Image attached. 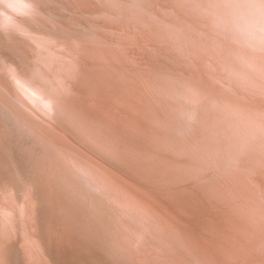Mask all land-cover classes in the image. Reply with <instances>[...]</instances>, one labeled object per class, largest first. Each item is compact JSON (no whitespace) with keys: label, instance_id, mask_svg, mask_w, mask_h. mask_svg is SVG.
<instances>
[{"label":"bare ground","instance_id":"1","mask_svg":"<svg viewBox=\"0 0 264 264\" xmlns=\"http://www.w3.org/2000/svg\"><path fill=\"white\" fill-rule=\"evenodd\" d=\"M186 1L0 0V264H264V0Z\"/></svg>","mask_w":264,"mask_h":264},{"label":"rangeland","instance_id":"2","mask_svg":"<svg viewBox=\"0 0 264 264\" xmlns=\"http://www.w3.org/2000/svg\"><path fill=\"white\" fill-rule=\"evenodd\" d=\"M189 1V0H188ZM188 1H186L188 3ZM185 2V4H186ZM184 4V5H185ZM95 5H98L100 6V2L98 1H95ZM113 7L112 6H109L108 9H113V8H116V10L118 11L120 9L119 5L118 4H114L113 3ZM184 5L181 7V9L179 10L182 11L183 10V7ZM54 12V11H53ZM124 16L128 15V14H124L122 13ZM59 16V15H58ZM62 20H64V22H67L69 23L68 21V15L63 16V13L60 14L59 16ZM115 21L112 22L111 19L109 20H106V24L108 25V27L110 28V31L111 30H117L120 34V39H121V42H131L132 41V47H129L130 49L132 48V51H133V54H135V56L137 55H140V52L136 53L137 52V45L139 46L140 45V38L139 37H136L133 38L132 36L129 37L128 39L122 35V33L118 30L121 25H120V19H119V15L117 14L115 17ZM100 34L99 35H102L104 36V33H103V29L100 28L99 30ZM170 38V37H169ZM129 39H132V40H129ZM168 39V38H167ZM172 40V42H169V44L165 47H161V50H160V53L162 56L164 57H168V56H173L174 54H176L179 50L176 49L175 46H179L181 47V45L183 46V44H181V36H177V37H171L170 38ZM144 40V39H143ZM73 44L76 45L78 44V41L77 39H75L73 41ZM171 49V53L169 52V50ZM180 49V48H179ZM141 53L143 51V48L140 49ZM11 56V54L9 53H6L5 51H3L1 48H0V58H9ZM130 56V54H128V57ZM136 58V57H135ZM57 61V60H56ZM58 62V61H57ZM62 61H60L59 63H61ZM126 62H129L126 61ZM76 65V62L74 61V66ZM157 62H149V61H146L145 59H139V58H136V61L134 63V69H137L141 72L144 73V75L146 76H152V73L155 69V67L157 66ZM130 65H128L129 67ZM7 70H10L8 67H6ZM124 70V68H123ZM126 75H128L130 77V70H124ZM7 75L11 78V80L16 83L14 81L15 79V73H14V67H13V70L10 72V73H7ZM17 75V74H16ZM158 83H160V80L158 81ZM18 91L14 92L13 94L15 96H18ZM11 101L14 102L15 105L19 106L15 100L11 99ZM61 124L65 127L66 125L64 124L63 120L61 121ZM11 128V127H10ZM216 139L217 138H214L212 140H210V146L209 145H206L204 143H206L208 141V139L206 140H203L201 143H200V147L202 146V152H208V154L206 155V168L203 170L204 173L200 174V176L198 177L197 181H199L200 179L202 178H205L206 182L205 183H200L198 185H195L193 184V186L189 189V190H186V185H183L182 186V190H181V194L185 195L186 193H190V198H191V201L192 202H199L200 201V196H203V192L206 188L208 187H216V185L220 182L222 176H223V173L224 171L226 170V167H225V159L222 157L221 153L219 152V150L217 149H213L212 151V147L214 146V144L216 143ZM11 140V143L14 146H17L19 145V147L21 146H24L26 147V145L28 146L29 142L27 141L26 137H20V139L15 136L14 138H10ZM32 142H31V147H32ZM148 150H150L154 155H161L164 153L165 149L162 148L160 150H154L150 147H147ZM201 152V153H202ZM201 157L200 156H196L195 157V160L196 162H198L199 166L201 165ZM127 172V175H132L136 178H139V176H141V172L135 170L133 168V166H129L128 168L125 169ZM128 176V177H129ZM143 177V176H142ZM145 178V177H144ZM196 181V182H197ZM140 183L143 185V188L145 189V192L148 193L149 195H154V192H153V188H152V184H151V181H148L147 178L143 181H140ZM152 191V192H151ZM182 205L186 208H193V204L191 202H189L187 199H185L182 203ZM175 210H176V207H174ZM182 208V207H181ZM177 211V210H176ZM181 218L183 219V221L185 222L184 218H185V212L184 211H181V214H180ZM188 235H192L194 237H197L199 236L198 234V231L195 230L194 232H192V234H187L184 233V236H188Z\"/></svg>","mask_w":264,"mask_h":264}]
</instances>
